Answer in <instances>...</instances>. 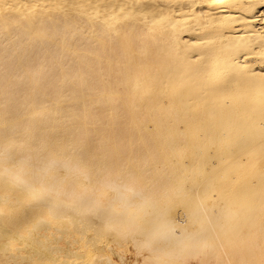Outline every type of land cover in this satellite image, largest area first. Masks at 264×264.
<instances>
[{"label": "bare ground", "instance_id": "1", "mask_svg": "<svg viewBox=\"0 0 264 264\" xmlns=\"http://www.w3.org/2000/svg\"><path fill=\"white\" fill-rule=\"evenodd\" d=\"M92 217L264 264V0H0V264H125Z\"/></svg>", "mask_w": 264, "mask_h": 264}, {"label": "rangeland", "instance_id": "2", "mask_svg": "<svg viewBox=\"0 0 264 264\" xmlns=\"http://www.w3.org/2000/svg\"><path fill=\"white\" fill-rule=\"evenodd\" d=\"M3 128V127H2ZM93 173V172H92ZM94 175H96V174H94ZM90 220H88V221H91L92 223H91V228H94V229H92L91 230V228L89 229L90 230V232L88 231L87 233H90V234H88L87 235V233H84L86 236H91L92 237V234L91 233H93L94 231H98L97 229H96V227L99 229V231H100V233L102 232L103 233V231H105V234H107V232H109V231H111V232H109V236H105L104 234H102V240L100 241V242H104V243H108V241L107 240H109V239H107V237L108 238H110L111 236L114 238L115 237V235L117 236V238H119L120 237V234L119 235H117L116 233L117 232H115V234H112V235H110V233H114V231H112V230H109L108 231V229H106V228H104L103 229V226H100V225H102V222L101 221H99V218H97L98 219V221H96L97 219L95 218V222L97 223V222H99L98 223V225H99V227H98V225H96V227H95V222L93 223V220H94V218L92 217V218H89ZM91 219H93V220H91ZM101 223V224H100ZM93 225V226H92ZM100 228H102L101 230H100ZM106 229V230H105ZM98 231V232H99ZM84 235V236H85ZM114 235V236H113ZM119 236V237H118ZM90 237V238H91ZM110 238V245H114L113 247L114 248H122V251H121V255L125 258V264H142V262H143V257L142 256H144V254H147L148 253V250L146 249V248H144V246H139V247H137V248H135L136 246L134 245V243L132 242V239H131V236H130V238L127 236H125L126 238H124V236H123V238L124 239H121L122 237H120V239L121 240H117L116 241V243L115 242H112L111 243V239H113V238ZM116 238V237H115ZM106 239V240H105ZM126 239V241H128V243L126 242V241H123V240H125ZM131 239V240H130ZM114 240H116V239H113V241ZM89 241V240H88ZM72 242V241H71ZM84 242H86V241H84ZM100 242H96L97 244H99ZM129 242H130V244H129ZM95 243V244H96ZM117 243L118 244H120V245H117ZM96 244V245H97ZM122 244V245H121ZM84 245V246H83ZM86 245V246H85ZM89 246H91L90 245V241L89 242H87L86 244L85 243H82V248L80 249V253L81 252H86L87 250H91V249H93L92 247H89ZM85 248V249H84ZM134 249H136V251L134 250ZM140 249V251L137 253V250H139ZM145 249V250H144ZM143 250L145 251V252H143ZM147 250V251H146ZM142 253V254H141ZM139 254V255H138ZM180 255H182V258H184V259H178V261L182 264H186V263H188L187 261L189 260L190 262H189V264H194V262L195 261H197V259H193L192 257V259L190 260V258L188 259L187 258V260H186V258L185 257H187V255H184L183 256V253H179ZM178 254V255H179ZM111 255V258L114 260V261H116L118 264H122V261L120 260V255L118 256V254L117 253H115V255H114V253L113 254H110ZM137 255H138V257H137ZM179 255V256H180ZM119 257V259H118V257ZM189 256V255H188ZM190 257V256H189ZM174 258H177V257H173L172 259H170V261H177V259H174ZM97 259V260H96ZM166 259V258H165ZM65 259L63 258V261H64ZM91 260H93V264H99L100 263V261H99V259L96 257V258H94V257H91ZM137 260V262H135ZM142 260V261H141ZM186 261V263H185V261ZM194 260V261H193ZM99 261V262H98ZM183 261V262H182ZM193 261V262H192ZM192 262V263H191ZM198 264H199V262H197ZM196 264V263H195Z\"/></svg>", "mask_w": 264, "mask_h": 264}]
</instances>
